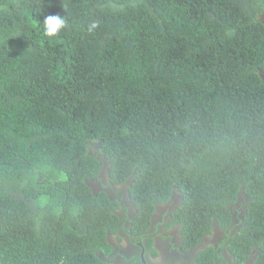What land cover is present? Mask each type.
<instances>
[{
	"label": "trees",
	"instance_id": "obj_1",
	"mask_svg": "<svg viewBox=\"0 0 264 264\" xmlns=\"http://www.w3.org/2000/svg\"><path fill=\"white\" fill-rule=\"evenodd\" d=\"M57 13L49 40L33 21ZM263 16L264 0H0V264H114L122 186L131 234L179 195L185 250L220 227L264 264Z\"/></svg>",
	"mask_w": 264,
	"mask_h": 264
},
{
	"label": "flooded vegetation",
	"instance_id": "obj_2",
	"mask_svg": "<svg viewBox=\"0 0 264 264\" xmlns=\"http://www.w3.org/2000/svg\"><path fill=\"white\" fill-rule=\"evenodd\" d=\"M115 190L119 193L117 198L120 201L123 200L128 211V220L126 221L128 230L127 233H120L121 242L117 243V239L111 241L114 249L111 259L114 264H194L197 253L208 247L213 248L214 251L213 264H254L256 251L252 252L244 261L237 259L230 251V243L227 241L230 229L215 227L213 233L206 237L199 247L185 250L179 235L180 228L176 225L169 227L171 212L181 204L179 195L172 197L168 204L157 207L152 225L147 233L131 234L132 223L130 220L134 217V208L125 186L115 187ZM110 191L112 190L110 189ZM240 217L243 219V216L234 211L233 226L239 224ZM151 237L153 238L152 243L149 241Z\"/></svg>",
	"mask_w": 264,
	"mask_h": 264
},
{
	"label": "clouds",
	"instance_id": "obj_3",
	"mask_svg": "<svg viewBox=\"0 0 264 264\" xmlns=\"http://www.w3.org/2000/svg\"><path fill=\"white\" fill-rule=\"evenodd\" d=\"M13 8H17L18 6H12ZM10 6L8 4L3 5L2 11L5 14H9ZM34 25H38L40 27L42 36L52 40L53 38L58 37L67 27L68 20L65 16L60 14H50L44 16L42 21H33ZM97 27L96 24H92L89 27V31H92Z\"/></svg>",
	"mask_w": 264,
	"mask_h": 264
},
{
	"label": "rangeland",
	"instance_id": "obj_4",
	"mask_svg": "<svg viewBox=\"0 0 264 264\" xmlns=\"http://www.w3.org/2000/svg\"><path fill=\"white\" fill-rule=\"evenodd\" d=\"M116 241V240H115ZM117 242V241H116ZM117 243H119V242H117Z\"/></svg>",
	"mask_w": 264,
	"mask_h": 264
}]
</instances>
